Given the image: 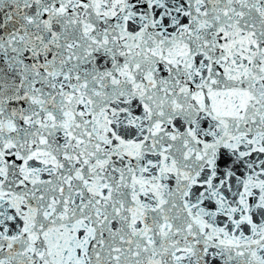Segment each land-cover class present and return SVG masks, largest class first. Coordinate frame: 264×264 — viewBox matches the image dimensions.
<instances>
[{"label": "snow or ice", "instance_id": "obj_1", "mask_svg": "<svg viewBox=\"0 0 264 264\" xmlns=\"http://www.w3.org/2000/svg\"><path fill=\"white\" fill-rule=\"evenodd\" d=\"M0 264H264V0H0Z\"/></svg>", "mask_w": 264, "mask_h": 264}]
</instances>
